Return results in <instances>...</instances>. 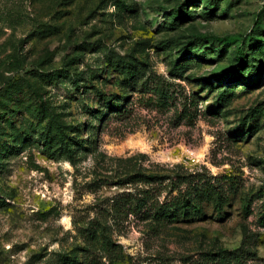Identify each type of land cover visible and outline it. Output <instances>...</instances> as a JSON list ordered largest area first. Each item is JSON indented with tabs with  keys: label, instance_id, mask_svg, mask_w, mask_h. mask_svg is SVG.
Returning a JSON list of instances; mask_svg holds the SVG:
<instances>
[{
	"label": "rangeland",
	"instance_id": "374dc122",
	"mask_svg": "<svg viewBox=\"0 0 264 264\" xmlns=\"http://www.w3.org/2000/svg\"><path fill=\"white\" fill-rule=\"evenodd\" d=\"M234 251L264 264V0H0V264Z\"/></svg>",
	"mask_w": 264,
	"mask_h": 264
},
{
	"label": "trees",
	"instance_id": "16d2710c",
	"mask_svg": "<svg viewBox=\"0 0 264 264\" xmlns=\"http://www.w3.org/2000/svg\"><path fill=\"white\" fill-rule=\"evenodd\" d=\"M242 65L243 62L241 63V60L238 59L237 66L230 75L231 79H234L236 76L240 75V68ZM140 72L130 71L131 84L135 86H137L138 84L140 89H142L143 91H149V90L152 91L155 95H157L160 99H162V101L169 99V87H166L167 83H165L163 79H160V77H158L155 74L145 75L146 72L144 70ZM56 127L59 131H61V125L57 124ZM50 143H51V138L45 137L43 140V146L51 149ZM207 184L209 183H205V182L201 183V181L199 180L198 183L190 185L191 187L190 186L188 187L189 189L187 191L188 193L184 194L181 198L166 200L164 202L158 203L156 206L148 205V197L141 196L139 198H135L130 203V206L132 207L130 208V212H138L143 208H146L147 210H149L148 212H150V215H152L155 218L174 217L179 209H182L183 207L187 206L188 202L194 199V195H192V193H198L196 192L197 190H199V187L197 186H200L202 188L204 186L207 187ZM118 210H120V207H118ZM229 254H233L231 258L236 262H238L239 259L241 258V252L239 253L240 255L236 251H234L233 253L226 252L225 254L223 253L221 255L220 258L221 263L226 264V261L228 260L226 256Z\"/></svg>",
	"mask_w": 264,
	"mask_h": 264
}]
</instances>
